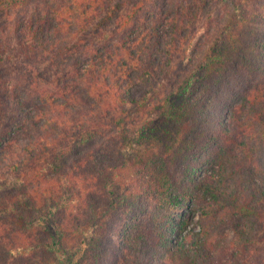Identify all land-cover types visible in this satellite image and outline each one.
I'll return each mask as SVG.
<instances>
[{
    "label": "trees",
    "instance_id": "16d2710c",
    "mask_svg": "<svg viewBox=\"0 0 264 264\" xmlns=\"http://www.w3.org/2000/svg\"><path fill=\"white\" fill-rule=\"evenodd\" d=\"M124 6L0 0V264H264V0Z\"/></svg>",
    "mask_w": 264,
    "mask_h": 264
},
{
    "label": "rangeland",
    "instance_id": "374dc122",
    "mask_svg": "<svg viewBox=\"0 0 264 264\" xmlns=\"http://www.w3.org/2000/svg\"><path fill=\"white\" fill-rule=\"evenodd\" d=\"M123 1H125V6H124L123 10H124V12H126L125 10H127L128 8H130L131 4H133V2H134L135 0H123ZM5 17H6V16H1V17H0V23L3 22V21L5 20ZM104 41H105V40H104V37H103V39H101L100 42H104ZM178 66H179V63H177V64L175 65V68H178ZM41 68H45V66L42 65ZM143 91H144V87L141 86V85H139V86H137L136 88H134V92H135L136 94L141 95V94H143ZM155 112H157V111H155ZM155 112H154V113H155ZM154 113H153V114H145V115H143V116H144V119L139 123L138 126H141L142 124H145V123L150 122L151 120H154L153 118L156 116V115H154ZM138 126L135 127V128H138ZM146 132H147L148 134L151 133L149 128H147ZM151 134H152V133H151ZM154 134H155V132H154ZM149 136H151V135H149ZM152 139H153V137H150V138L146 141V143H144V146H146V145H147V146L150 145V144L152 143V142H151ZM159 142H160V141H159ZM190 217H191L192 222H193L194 224L197 222V220H198V218H199L198 213H196V214H194V215H191ZM228 234H229V238H230V239H231V237L234 238L233 232H232L231 230L228 231ZM256 243H258L259 245H264V241L261 239L260 235L258 236V238H256Z\"/></svg>",
    "mask_w": 264,
    "mask_h": 264
}]
</instances>
